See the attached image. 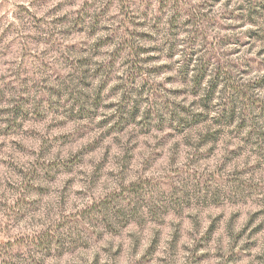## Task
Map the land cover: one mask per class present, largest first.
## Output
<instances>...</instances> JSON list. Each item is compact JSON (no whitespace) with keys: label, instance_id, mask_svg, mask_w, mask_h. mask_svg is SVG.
I'll return each mask as SVG.
<instances>
[{"label":"rangeland","instance_id":"374dc122","mask_svg":"<svg viewBox=\"0 0 264 264\" xmlns=\"http://www.w3.org/2000/svg\"><path fill=\"white\" fill-rule=\"evenodd\" d=\"M50 0H26V4L21 5V9L27 11L28 8L37 7L40 9L47 8ZM78 0H58L52 8H47L43 16L37 17V21L44 19V16H51V24L60 26L58 44L62 45L74 58L67 64L73 67L71 73L61 72L55 76L52 83L40 89L41 95L39 99L27 95V89H21V94L14 98L6 96V92L14 91L11 79L7 84L0 87V105L9 104V107H0V193L6 187L9 197L15 195L16 204L22 210H27L30 215L41 216L57 202L59 193L72 183V177L69 175L73 170L79 169L78 175L80 180L73 187V194L88 192L89 185L100 187L103 184L113 180L112 172H118L120 167L114 161L108 160V151L103 143L104 139L113 132L122 133L129 122L135 121L139 115V107L128 110L127 97L125 102L120 103L113 100L105 105V96L114 97L123 87L120 82L107 87L111 80L112 72L116 67V61L119 59L124 45L129 40L139 38L146 42L145 47H141L139 52L144 55L142 57L143 64H153L148 69V75H159L172 70L171 64L153 63L160 59L158 53L160 48L155 46L154 37L150 31H144L146 27L143 21L138 18L129 19L128 22L133 25L132 30L128 32L127 39L122 40L121 47L115 49L111 53V58L106 62L97 61L95 71H91L89 65L93 63L92 57L101 55V50L110 47L117 38L122 37L123 33H119L121 20L117 17L128 19L127 16L116 7L117 0H83L80 8H76L75 4ZM248 4L249 18L259 16L264 12V0H246ZM220 4V0H202L201 7L214 8ZM99 6V7H98ZM167 6V0H161V7ZM149 5H145L147 9ZM68 11H65V9ZM244 5L240 4L237 9L230 11L227 15H222L221 19H232L243 21ZM62 13L56 15V13ZM146 15V12L143 13ZM179 17L177 13L173 18L171 28L173 32L179 29L176 20ZM2 19V16H0ZM108 19L107 24L102 25V21ZM116 23V30H111L112 21ZM190 22V21H189ZM219 23L213 19L211 26L215 27ZM87 26V30L85 28ZM240 25H228L229 29L239 27ZM155 27V25H153ZM103 31L105 34L98 37L94 44L89 45L90 38L96 36L97 32ZM248 40L241 43L238 36H225L220 40V45L239 44L245 47L252 40L264 41V35L255 27L247 30ZM173 47H169L168 58L173 55ZM43 51V48H42ZM239 49H233V53ZM264 54V48H261L257 55ZM196 53H192L185 60V68L181 74V78L186 80L187 72L191 70L192 58ZM216 59L215 54L208 57L209 61ZM49 64H54L52 57L48 58ZM5 65H0V78H3V69ZM208 64L201 65L200 73L194 79L191 95L195 98L199 92L198 89L207 74ZM237 68V65H232ZM261 67H264V61L257 63L256 57H248L243 62V68L238 69L242 75L249 76V90L257 93H264V76H259ZM257 73L256 77L252 73ZM35 75V74H34ZM103 75L104 79L96 89L92 97L87 95L81 96L74 101V104H80L75 112H69L63 120L56 121L50 117H54L61 113L63 103L61 97H69L70 81L67 77L78 79L84 87H89L88 79ZM63 77V78H62ZM176 77L167 76L168 83L176 81ZM228 79L223 73H217V76L209 82L208 90L205 96L201 97L199 104L200 109L192 112L190 106L183 103L173 102L169 105L167 100L160 101L159 94H154V99L162 103L164 110L171 113V120L177 121L173 126L168 123L166 137H180L177 143L185 142L184 133L188 132L198 137L197 149L192 151L195 153L194 158L211 161L215 167H220L222 179L233 186V192L242 197L245 194L251 195L257 191V182L253 180V176L264 173L261 169V161H264V131L259 126L253 127L257 118L264 119V97L260 95L249 96L243 89H234L233 95L228 101L224 102V108L216 116L209 120L208 110L210 102L216 97L220 83ZM136 74L129 76V82L134 84ZM35 87V85H33ZM168 93L174 97H185L188 95V89L173 88L168 89ZM147 92V85L142 86L139 94L143 95ZM244 99L245 105H241L240 101ZM87 104V108L84 104ZM91 101V103H89ZM197 101L193 99L192 105ZM31 105V107H29ZM104 111L116 109L114 113L105 118H98L99 110ZM241 108L238 113L237 109ZM246 112L248 118H243ZM120 119L115 123L116 116ZM160 124L158 130L164 131L165 120L160 116ZM240 117V118H238ZM96 119L95 127H91L92 121ZM153 119L152 109H148L144 119L141 121L144 128L141 129V135H148L151 132L149 127L150 121ZM66 121L73 124L71 130L67 129ZM201 129H204L201 132ZM227 130V135L225 132ZM243 132L241 137L239 133ZM52 133L51 135H49ZM98 133V134H93ZM236 133V135H233ZM43 137H48L44 139ZM164 137H162L163 139ZM223 141H231V147L223 152L220 161L212 159V156L218 151H223ZM158 143V142H157ZM253 146L252 155L256 157V162L244 169L232 168L229 170L226 165L240 156L247 158L245 147ZM64 149L68 152L64 160H47L41 162L43 157L50 155L53 148ZM39 154L40 159L32 161L35 166H31L29 158ZM15 154V160L9 161L6 158ZM127 161V154H125ZM94 161V162H93ZM151 162V163H150ZM163 157L157 154L153 159L150 152L148 157L143 158L142 168H146V174L143 178L138 177L135 181H131L127 187L119 192L102 193L92 200V205H85L84 209H80L83 215H99L102 211L106 214L108 222L103 224L104 232L100 235L118 236L119 230L122 228L128 236V247L125 248L122 243L118 244L114 249L113 256L126 260L130 251H137L138 258L135 264H163L167 259L168 253L175 257V264H264V207L256 206L257 210L250 214L240 207H235L230 201L229 206L222 207L219 201L221 192L217 189L215 181H212V202L215 207L208 208L205 202L204 208L207 209V215L193 220V217H199L200 206H191L190 199L175 197L176 190L183 186L184 181H173L170 177H153L148 174L151 168L156 167L158 163H165ZM15 179L16 185L20 191L17 193L11 180H5L6 171ZM88 184L81 183L85 178ZM219 175V174H218ZM191 182L192 177H186ZM38 181V183H36ZM208 182L205 181V184ZM153 187L157 191L167 190L171 198L169 205L165 206L159 201L154 206L148 208L144 203L147 189ZM207 192V187L204 188ZM27 197V198H26ZM79 198V197H78ZM91 198V197H85ZM83 199V198H82ZM260 200L264 202V192L260 193ZM125 202H127L126 206ZM143 204L148 208L150 218H141L139 216L137 205ZM5 201L0 200V206H4ZM98 205V207H97ZM172 208V214L169 215V209ZM87 209V211H86ZM183 218V219H182ZM243 218V226L238 232L233 233L234 224ZM21 224H25L23 218ZM183 223V230L181 225ZM25 227H31L25 224ZM35 244L37 247L46 246V237L42 234L47 229L38 226ZM92 229L99 232V228L93 225ZM115 229L116 231H113ZM143 231L147 233L148 243L143 251H138L140 244L130 239L133 233ZM196 232L197 237L193 238L189 233ZM225 240L228 242L225 243ZM190 242V243H189ZM17 245L22 244V237L16 241ZM10 247L12 241H7ZM26 247V246H25ZM258 250V251H257ZM2 253V250H0ZM17 260L22 258L23 252L17 250L14 253ZM59 256H52L51 264H57ZM0 264H12V261H0ZM64 264H68L67 258H64ZM93 264H99V257L93 260ZM103 264H108L106 257Z\"/></svg>","mask_w":264,"mask_h":264},{"label":"clouds","instance_id":"9594fccd","mask_svg":"<svg viewBox=\"0 0 264 264\" xmlns=\"http://www.w3.org/2000/svg\"><path fill=\"white\" fill-rule=\"evenodd\" d=\"M57 2L58 0H50L47 8L54 7ZM82 2L83 0H78L75 7L80 8ZM201 3L202 0H167V6L162 8L161 0H117L115 6L120 8L128 18L117 17L121 20V27L118 31L123 33V36L117 38L110 47L102 49L101 55L92 57L93 63L89 65L90 70L94 72L97 61L106 63L111 58V53L121 47L122 40L128 37V32L125 30L133 29V25L128 20L134 17L144 22L146 27L143 30L152 33L155 46L161 49L158 53L160 59L153 63L171 64L172 70L159 75H148V69L153 64H143L141 61L144 54L139 52L141 47L147 46L146 42L137 37L129 40L124 45V50L116 61L111 80L107 84V87L111 88L113 84L120 82L123 87L114 97L105 96L104 99L105 105L115 100L118 102L117 106H119L120 103L125 102L124 98L127 97L128 110L134 107L140 109L135 121L129 122L122 133L113 132L103 141L108 151V160L114 161L120 167V170L111 173L113 180L108 183L100 187L89 185L88 192L75 195L73 194V187L80 180V177L78 175L79 169L73 170L69 174L73 178L72 183L68 184L67 188L59 193L57 202L41 216L30 215L27 210H22L15 202V195L9 197L8 190L5 187L4 191L0 193V200L5 201V205L0 206V250H2L0 261L9 260L12 261V264H51L52 256H59L60 259L57 264H64V258H67L68 264H93V260L99 257V264H103L107 257L108 264H135L138 258L135 250L129 252L126 260L113 256L114 249L118 244L122 243L125 248L128 247L129 241L126 238L128 234L121 228L118 236L100 235L104 232L103 224L108 222L106 214L101 211L99 215L82 216L80 209H84L85 205L91 206L92 200L102 193L119 192L127 187L131 181H135L138 177L143 178L146 174V168L141 167L142 160L148 157L150 152L153 154V159H156L157 154H159L166 162L156 164V167L151 168L148 174L161 178L168 176L173 181H184L183 186L176 190L175 197L185 199L186 202L190 199L192 207L200 206V215L199 217L194 216V221L207 215V209L204 208L205 202L208 208L215 207L211 199L213 193L212 181H215L217 189L221 192L217 203H220L222 207H227L230 201L235 202L237 200L240 202L234 203V206L246 210L249 214L257 210L256 206L258 204L264 207V202L260 200V193L264 192V173L253 176V180L257 182L255 193L245 194L242 197L238 196L233 192V186L222 179L220 167L214 168L211 161L205 162L194 158L195 153L192 150L197 149L198 137L185 132L184 137L188 143H177L181 140L180 137H176L175 140L166 137L168 123L170 122L175 126L177 121L171 120V113L164 110L162 103L154 99V94H159L161 102L167 100L169 105L173 102L183 103L190 106L192 112L201 110L199 101L201 97L205 96L209 82L217 76L218 71L223 72L228 79H224L220 83L216 97L210 102L209 120L222 111L225 106L224 102L231 98L234 89H243L249 96L260 95L264 97V93L249 90L248 81L250 77L242 75L238 70L243 68V62L248 57H256L257 63L264 61V54L257 55V52L264 48V41L254 39L245 47H240L239 44H228L222 47L219 43L221 38L225 36H238L241 43H243L248 40L247 30L253 27L260 30L261 35H264V12H261L259 16L249 18L246 0H220V4L214 8L201 7ZM22 4H26V0H0V16H2V19H0V65H5L3 78H0V87L7 84L8 80L11 79L14 91L6 92V96L14 98L16 95L21 94V89H27V95L39 99L40 89L44 88L46 84L52 83L56 75H60L61 72L71 73L74 71V65L73 67L67 66L68 62L74 58L70 52L58 44L60 26L50 23L52 17L44 16L43 20L37 21V17L43 16L47 8L31 7L24 11L21 9ZM240 4L244 5L242 10L244 19L242 22L221 19L222 15H227L228 12L237 9ZM145 5H149V7L146 9ZM65 11H68V9L66 8ZM145 12L146 15L143 14ZM177 13H179V17L176 23L180 27L176 32H173L171 23ZM61 14L56 13V15ZM213 19L219 21L215 27L211 26ZM108 22V19H106L102 21V25ZM111 23L112 28L110 31L116 30L115 21L113 20ZM228 25L240 26L235 27L233 30L229 29ZM85 28L87 30V26ZM104 34L103 31L97 32L96 36L89 39V45L94 44L95 40ZM173 45V55L169 59V47ZM237 48L239 51L232 54L233 49ZM193 52L196 55L192 58L191 70L187 72L186 80L182 79L181 74L185 68V60ZM213 54H215L216 59L209 61L208 57ZM49 57L53 58L54 64H49ZM205 63L208 64L207 74L198 89L199 94L193 98L191 90L194 79L200 73L201 65ZM234 64L238 67L233 68L232 65ZM133 73L136 74L134 84L129 82V76ZM167 76H174L177 79L173 83H168ZM252 76L256 77L257 73L253 72ZM259 76H264V67H261ZM103 79V75L90 77L88 79L90 86L84 87L78 79L71 76L67 77V80L70 81V95L67 98L61 97L63 103L61 113L50 118L60 121L69 112H75V109L81 105L74 104V101L84 95L92 97ZM144 85H147V92L141 95L139 93ZM173 88L188 89V95L181 98L171 96L167 90ZM193 99L197 101L195 105L191 104ZM81 104H84L82 100ZM240 104L245 105V100L242 99ZM9 106L7 103L0 105V107ZM87 106V104H84L85 108ZM148 109H152L153 112V119L149 124L151 132L148 135H141V129L144 128L141 121ZM115 111L116 109L104 111L101 108L97 114V119L101 117L107 119ZM237 111L240 113L241 108H238ZM157 113L163 116L165 120L164 131L157 128L160 124ZM243 118H248L246 112L243 113ZM119 119L120 116L117 115L116 120L112 123ZM65 123L67 129L71 130L73 124L69 121ZM95 123L96 119L92 121L91 127H95ZM256 126L264 131V119L257 118L255 124H253V127ZM203 131L204 129H201V132ZM225 135H227V130ZM233 135H236V133H233ZM239 135L242 137L244 133L241 132ZM162 137L164 138L162 139ZM43 138L47 139L48 137ZM221 143L224 145L223 151L218 150L212 156V159L218 162L223 152L231 147V141L225 142L222 140ZM252 150L253 146H246L244 151L248 154L247 158L240 156L228 163L226 167L231 170L232 168L244 169L253 165L256 162V157L251 154ZM125 154H127V161L124 159ZM67 155L66 150L54 147L51 154H46L41 162L64 160ZM6 158L9 161L16 159L15 154L10 157L6 156ZM35 159H40L38 153L29 158L31 166H35L32 163ZM260 167L264 170V161H261ZM5 171V180L10 179L18 193L20 189L16 185L15 179L10 173H7V170ZM189 176L192 177L191 182L185 179ZM205 181L208 183L205 184ZM80 182L88 184L86 175ZM205 187L208 189L207 192L204 191ZM175 197H170L167 190L157 191L155 188L150 187L147 189L144 203L148 205V208L153 207L157 201L168 206L170 199ZM125 204L131 206L127 205V202ZM137 208L141 218H150L148 208L144 207L143 204L137 205ZM172 211L173 209L170 208L169 215L172 214ZM21 218H23L25 224H30L31 227H25V224H21ZM93 225L99 228V232L92 229ZM38 226L47 229L42 234L47 238L46 246L43 248L37 247L35 244V234L39 230ZM242 226L243 218L234 224L232 232H238ZM181 230H183V223ZM113 231L116 230L113 229ZM189 235L193 238L197 237L196 232L189 233ZM20 237H22V244L17 245L16 241ZM130 239L140 244L138 251H143L148 243L147 233L143 231L133 233ZM7 241H12L10 247ZM227 242L225 240V243ZM17 250L23 252V256L19 260L14 255ZM153 264H155V260ZM163 264H175V257L168 253Z\"/></svg>","mask_w":264,"mask_h":264}]
</instances>
